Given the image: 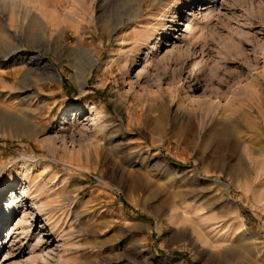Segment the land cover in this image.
<instances>
[{
    "label": "rangeland",
    "instance_id": "obj_1",
    "mask_svg": "<svg viewBox=\"0 0 264 264\" xmlns=\"http://www.w3.org/2000/svg\"><path fill=\"white\" fill-rule=\"evenodd\" d=\"M4 28L0 264H264V0H0Z\"/></svg>",
    "mask_w": 264,
    "mask_h": 264
},
{
    "label": "bare ground",
    "instance_id": "obj_2",
    "mask_svg": "<svg viewBox=\"0 0 264 264\" xmlns=\"http://www.w3.org/2000/svg\"><path fill=\"white\" fill-rule=\"evenodd\" d=\"M202 0H199V2H201ZM212 3V2H211ZM211 3H209V4H211ZM215 4V3H214ZM205 6V5H204ZM203 8V11H202V13L204 12H210V13H205L204 14V16H207V18L208 17H210L211 15H212V13H214L215 11L213 10L212 11V8H214V6H212V7H207V8H205V7H202ZM33 20V19H32ZM33 23H34V25L32 26L34 29H37L36 30V33L37 32H39V33H41V34H43V32H45V26H44V24L43 25H41V23H39L38 22V20H37V22L36 21H33ZM9 31V30H8ZM7 31V29L6 28H4V31H2V35L0 36V46H1V49H0V57H2V58H5V59H8L9 58V56L10 55H13V54H16V53H19L20 52V48H18V47H14L13 46V43H12V41H11V39L13 38V36L11 35V34H9V32ZM35 33V32H34ZM38 34H35V35H33V37H35V36H37ZM36 39V38H35ZM33 40H34V38H33ZM35 41V40H34ZM30 59H29V61H28V64H36V60H38V58L37 57H34V56H31V57H29ZM25 58H23L21 55H19L18 57H16V60L14 61V64H17V63H20L22 60H24ZM99 59V58H98ZM97 59V60H98ZM95 62H93V65H95L94 64ZM93 65H92V68H93ZM47 68V66H44V68ZM46 70H48V69H46ZM27 74H28V72H27ZM52 75V74H51ZM50 75V76H51ZM27 76L28 75H26V76H24L23 77V79L20 81V79H18V83H17V88L18 87H20L21 85L23 86V85H25L26 84V78H27ZM79 77L78 78H80V73H79V75H78ZM83 76V78H81V80L79 79V81L77 82V85H79V87H80V90L82 89V90H84V87L85 86H87L88 85V79H87V77H86V75L84 76V75H82ZM52 78L55 80V81H57L56 80V75L54 76V74L52 75ZM60 78V77H59ZM30 87V86H29ZM24 88H26V85H25V87ZM23 88V89H24ZM6 122L7 123H11V122H13L12 121V119H6ZM13 124H15L14 126L16 127V129H17V131H19V134L21 135V134H25V135H27V129H26V127H24V125L21 123V121H16V122H14ZM99 129V131L101 130V127H99L98 128ZM28 136H31L30 134L28 135ZM110 142V141H109ZM108 145H111V144H108ZM24 166H26V165H24ZM25 169V168H24ZM13 188H15L14 187V183H13ZM11 191V190H10ZM12 201V202H11ZM10 203H11V205H10ZM10 205V206H9ZM13 206H16V207H19L20 205H19V202H18V198H17V196H13V195H11V198L8 200V204H7V206H6V208L4 209V210H1L2 211V213H0V242H2V241H4L5 240V238H3L4 237V234L2 233L1 234V232H3L2 230L4 229V225H3V223L4 222H1V218H2V216H5L6 214H5V212L8 214V217L6 218V221L8 222V221H10V218H12L13 220H14V218H15V216H14V214H12V208H13ZM25 231V230H24ZM25 238H28V236H24ZM12 238H13V235H12V237H11V239H10V241L12 240ZM3 244V243H2ZM229 258L227 257V260H228ZM229 261H227V263H228Z\"/></svg>",
    "mask_w": 264,
    "mask_h": 264
}]
</instances>
